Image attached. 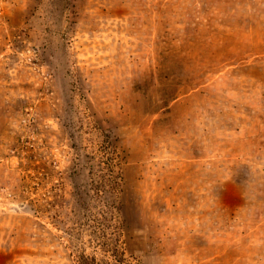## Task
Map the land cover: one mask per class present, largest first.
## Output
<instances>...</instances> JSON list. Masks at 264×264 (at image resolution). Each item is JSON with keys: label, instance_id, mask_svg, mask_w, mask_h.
<instances>
[{"label": "rangeland", "instance_id": "rangeland-1", "mask_svg": "<svg viewBox=\"0 0 264 264\" xmlns=\"http://www.w3.org/2000/svg\"><path fill=\"white\" fill-rule=\"evenodd\" d=\"M0 264H264V0H0Z\"/></svg>", "mask_w": 264, "mask_h": 264}]
</instances>
